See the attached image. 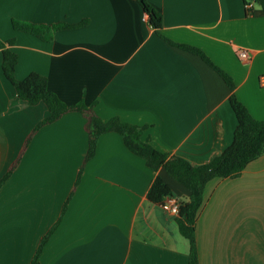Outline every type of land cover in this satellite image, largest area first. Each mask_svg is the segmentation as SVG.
<instances>
[{"label":"crops","instance_id":"obj_1","mask_svg":"<svg viewBox=\"0 0 264 264\" xmlns=\"http://www.w3.org/2000/svg\"><path fill=\"white\" fill-rule=\"evenodd\" d=\"M163 17V36L205 52L234 80L235 95L264 121V11L243 0H147ZM31 24L88 25L52 42L15 31ZM0 40H15V77L33 72L66 103L83 100L104 120L144 127L159 152L205 165L228 149L238 119L225 80L202 57L159 37L135 0H0ZM251 60L241 61L240 49ZM49 115L29 106L5 78L0 49V181L36 124ZM85 117L67 113L43 126L0 189V264H30L61 216L40 264H188L189 242L176 215L147 198L158 175L172 197L191 191L164 169L151 170L114 131L103 134L83 167ZM75 188V190H73ZM199 264H264V154L236 178H214L196 222Z\"/></svg>","mask_w":264,"mask_h":264},{"label":"trees","instance_id":"obj_2","mask_svg":"<svg viewBox=\"0 0 264 264\" xmlns=\"http://www.w3.org/2000/svg\"><path fill=\"white\" fill-rule=\"evenodd\" d=\"M138 2L143 13L148 17L149 25L155 30L157 35L171 45L181 47L185 51L202 57V60L213 68L228 85L231 91V107L238 119V127L234 133L232 145L214 157L205 165L193 166L187 160L177 156L159 152L149 141L142 139L144 127L129 124L120 118H111L109 120L102 119L96 112L95 106L86 104L83 100L71 104L66 103L60 97L49 89L48 78L40 73L33 72L28 77L18 80L15 77L18 56L10 47L15 45V40L8 42L0 40V49L3 54V70L5 78L16 89L18 98L25 101L29 106H35L44 103L48 109L49 115L40 120L31 131L27 140L23 143L21 151L17 159L10 165L8 171L0 181V189L11 177L14 170L20 164L30 141L35 134L45 125H50L60 120L67 113H80L86 121L84 129L88 134L89 144L85 154L83 166L79 172V176L75 185L77 188L83 167L94 157L96 147L100 137L108 132L114 131L120 134L127 148L137 156L144 158L148 166L156 172L164 169L166 173L180 184L187 187L191 193L188 200L179 201V213L176 215V222L180 234L189 242V260L188 264H199L200 256L196 242V222L197 216L204 203V193L207 184L214 178H236L246 167L264 154V121H257L250 115L248 109L235 95L234 80L228 73L218 66L214 65L208 55L197 48L189 47L183 44H176L163 36V17L162 14L153 7L147 0H135ZM247 6V12L252 14V8L249 4L253 0H243ZM264 11V0H254ZM13 29L19 32H25L33 35L43 41L52 42L56 33L63 30H71L85 27L88 21H83L79 25L69 24L65 22L57 24H31L27 21L13 20ZM75 188L73 190H75ZM172 195L171 187L161 178L156 176L149 191L147 198L150 202L161 205L164 199ZM69 200L66 201L61 216L50 230L42 237L36 253L34 254L30 264H40V257L43 254L44 247L50 239L53 232L59 226L63 213L68 208Z\"/></svg>","mask_w":264,"mask_h":264},{"label":"built area","instance_id":"obj_3","mask_svg":"<svg viewBox=\"0 0 264 264\" xmlns=\"http://www.w3.org/2000/svg\"><path fill=\"white\" fill-rule=\"evenodd\" d=\"M239 58L241 61H249L251 60V53L248 49H240L238 51ZM262 82L264 83V76L262 77ZM161 207L166 210L167 212H170L172 214L178 215L179 213V200L168 196L164 199V201L161 204Z\"/></svg>","mask_w":264,"mask_h":264}]
</instances>
